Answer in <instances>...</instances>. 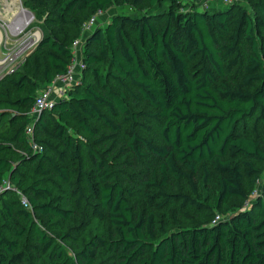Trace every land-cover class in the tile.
I'll use <instances>...</instances> for the list:
<instances>
[{
  "label": "trees",
  "instance_id": "obj_1",
  "mask_svg": "<svg viewBox=\"0 0 264 264\" xmlns=\"http://www.w3.org/2000/svg\"><path fill=\"white\" fill-rule=\"evenodd\" d=\"M22 1L44 20L43 36L26 60L31 75L23 72L13 79L15 73L0 81V88L6 82L14 83L21 91L26 88L28 95L12 104L27 111H32L42 85L48 86L68 70L73 58L72 44L68 43L71 29L81 31L83 22L99 10L106 11L113 2L148 7L140 16L117 15L104 30L95 28L83 47L87 64L83 80L90 70L93 82L81 81L72 86L67 97L37 119L35 130L39 126L48 132L61 160L82 162V146L70 132L71 124L97 137L92 124L101 123L111 130L100 137L102 142L121 132V122L130 123L127 148L139 158L146 150L160 159L158 171L163 177L159 192L149 196L151 205L163 193L168 180L185 179L194 184L196 176L201 177L203 185L216 178L214 201L219 207L232 198H242L244 202L249 198L244 180L249 178L250 187L259 180L260 170L250 159L264 162V140L241 133L240 125L254 118L264 124V35L258 36L260 32L264 34V0L255 3V15L236 7V3L213 10V6L202 9L185 0ZM190 4L194 7L190 8ZM38 24L34 22L33 26ZM92 43L98 45V53L89 48ZM106 62L109 71L104 74L101 65ZM238 68L244 69L247 89L226 81L228 73ZM109 78L120 84L129 81L156 111H132L125 94L113 88ZM257 83L259 86L250 89ZM46 112L51 116L50 124ZM141 114L164 118L158 143L134 131ZM22 119L25 123L21 125L16 118L0 124V137L30 146L25 127L31 114ZM12 127L16 128L6 137ZM5 151L6 144L0 143V152ZM89 153L93 169L80 171L78 188L82 197L88 195L103 207L113 233L95 237L72 256L38 228L39 240L45 243V252L51 254L50 264H96L102 254L111 264H264V180L256 201L257 213L249 207H239L216 222L217 215L211 222L178 228L158 238L161 232L155 212H136L131 202L134 192L115 179L106 160L93 150ZM38 160V170L43 174H48L46 162L63 181L69 180V169L49 155L40 152ZM22 166L25 167L22 162L15 165L7 156H0V184L10 174L13 185L31 205L24 207L12 188L0 193V264L24 260L19 240L25 229L16 231L14 238L8 234L19 217L27 220V225L34 224L32 208L50 219L68 221L73 216L48 186V178L32 185L30 193L22 189L15 181L19 180ZM153 180L155 183L156 176ZM167 201L168 198L162 204Z\"/></svg>",
  "mask_w": 264,
  "mask_h": 264
},
{
  "label": "rangeland",
  "instance_id": "obj_2",
  "mask_svg": "<svg viewBox=\"0 0 264 264\" xmlns=\"http://www.w3.org/2000/svg\"><path fill=\"white\" fill-rule=\"evenodd\" d=\"M258 1L239 0L236 3V7L245 9L252 15H255V3ZM192 4L189 5L190 8L194 7ZM194 5L198 6V4ZM212 6L213 10H219L229 8L231 5L215 2ZM147 9L146 4L135 7L130 4L113 2L101 15L96 28L104 30L117 15H132L137 17L145 13ZM233 9L236 11L235 8ZM29 11L35 16V22H39L36 27L41 31L43 36L42 25L44 24V20L39 18L36 11ZM263 35L261 32L258 34L260 38ZM84 38L85 34L82 30L78 31L77 28H74L69 32L68 43L71 45L75 39L83 40ZM131 39L134 40L133 32H131ZM89 48L96 53L99 52V47L96 43L90 44ZM245 52L248 53V51ZM83 54L84 49H82V57ZM101 68L104 74H107L109 71V63L102 64ZM23 72L31 75L32 69L28 61L19 68L16 75L12 78L18 79ZM82 75L80 81H83L84 84L93 82L90 70L86 71L84 80V72ZM243 77L244 69L238 68L228 73L226 81L234 86H241L247 89L249 87L243 82ZM109 83L117 91L125 94L126 102L132 111H156L142 100L136 87L129 81L120 84L114 79L109 78ZM257 86H259V83L251 86L250 89L253 90ZM45 87L47 85L43 84L42 89ZM27 95L28 91L26 88L21 91L14 83L6 82L0 88L1 125L10 121L12 118L18 120V125L25 123L22 118L29 117L32 111H27L23 106L12 103ZM45 116L47 122L50 124L51 116L47 112ZM163 123L164 118L162 117L149 118L141 114L137 119V123L134 125V131L158 143L161 139L160 131ZM121 124L122 129L119 134H116L113 139L107 137L102 142L99 141L100 137L104 134H110L111 130L107 129L101 123L95 121L92 124L97 129V137H91L82 128L78 127L77 124H71L69 130L82 146V162L80 164L69 158L61 160L60 154L54 149L55 143L51 141L48 132L39 126L36 127L30 146L26 143L15 144L12 141L6 140L5 137H0V143L6 144V151L0 152V156L5 155L15 162V165L22 162L25 166L24 168L22 166L21 174L17 176L19 180H15L19 182L22 189H28L29 192L32 185L36 184V182L43 178H48V186L53 189L54 195L61 197L63 206L71 209L73 213L71 220L62 221L59 218L50 219L47 216L39 215L32 208L34 224L31 225H27V220L19 217L16 225H14L8 235L14 238L16 237V231L25 229L23 236L19 240V252L24 254V260L9 264H50L51 254L45 252V243L39 240L38 228L50 236L55 244H60L65 247L72 256H76L95 237H105L113 233V228L103 207L94 199L89 198L88 195L82 197L78 188L77 178L80 171L89 172L93 169V162L89 153L90 150L95 151L101 159L106 160L111 171L115 174V179L129 191L134 192L131 197V202L136 212H144L145 214L151 211L155 212L156 224L161 232L158 238L170 235L171 232L178 228L211 222L214 216L218 214L221 218H226L236 208L245 206L244 199L242 198H232L220 207L217 206L214 201L218 187L216 178H213L208 184L203 185L200 176L195 177L194 184L185 179L168 180L166 185L162 187L163 193L156 197L151 205L149 203V196L159 192V185L163 177L158 171L160 159L146 150H144L145 155L140 158L130 151L126 143L131 136L132 128L130 123L121 122ZM15 128L12 127V129H9L5 133V136H11ZM240 128L241 133L247 136H260L264 140V124L255 118L245 121L244 124L240 125ZM40 152L49 155L58 165L66 166L69 169V180L67 182L60 178L49 163H44L48 174H43L38 170V155ZM250 160L260 170V177L253 187L249 186V178H245L244 183L249 197L253 192L252 190L258 189L261 191L264 180V162L255 159ZM10 176V174H7L8 180H10ZM155 176L156 182L153 183ZM10 182L12 183L11 180ZM26 194L30 197V194L27 192ZM166 198H168V201L162 204ZM257 198L253 197V204L249 206L254 213H257L259 208L256 204ZM111 262L105 254H102L96 264H111Z\"/></svg>",
  "mask_w": 264,
  "mask_h": 264
},
{
  "label": "built area",
  "instance_id": "obj_3",
  "mask_svg": "<svg viewBox=\"0 0 264 264\" xmlns=\"http://www.w3.org/2000/svg\"><path fill=\"white\" fill-rule=\"evenodd\" d=\"M198 4L202 9H210L215 2L227 5L237 3L239 0H185ZM103 14L99 10L89 20L82 23V32L85 38L75 39L72 44L73 58L65 73L58 74L54 81L41 89L31 112V121L25 127V133L30 142L35 134L36 121L45 110H52L55 103L68 96V90L80 83L82 73L87 64L81 56L82 49L88 36L95 30ZM35 16L25 7L22 0H0V81L18 72L27 58L33 53L42 39L41 31L33 26ZM12 188L18 193L21 203L31 208L28 198L15 187L10 180L5 179L0 184V193ZM260 191L254 189L251 196L245 201V207L253 204L252 198L258 197ZM220 219L217 215L214 222Z\"/></svg>",
  "mask_w": 264,
  "mask_h": 264
},
{
  "label": "crops",
  "instance_id": "obj_4",
  "mask_svg": "<svg viewBox=\"0 0 264 264\" xmlns=\"http://www.w3.org/2000/svg\"><path fill=\"white\" fill-rule=\"evenodd\" d=\"M12 1V0H11Z\"/></svg>",
  "mask_w": 264,
  "mask_h": 264
}]
</instances>
